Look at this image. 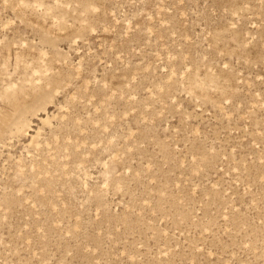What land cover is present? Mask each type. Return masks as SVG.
<instances>
[{"label":"rangeland","instance_id":"obj_1","mask_svg":"<svg viewBox=\"0 0 264 264\" xmlns=\"http://www.w3.org/2000/svg\"><path fill=\"white\" fill-rule=\"evenodd\" d=\"M0 264H264V0H0Z\"/></svg>","mask_w":264,"mask_h":264}]
</instances>
